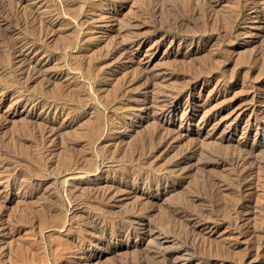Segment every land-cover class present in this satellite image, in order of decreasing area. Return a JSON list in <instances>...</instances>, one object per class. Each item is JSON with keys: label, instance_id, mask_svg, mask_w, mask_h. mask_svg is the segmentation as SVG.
I'll return each mask as SVG.
<instances>
[{"label": "rangeland", "instance_id": "rangeland-1", "mask_svg": "<svg viewBox=\"0 0 264 264\" xmlns=\"http://www.w3.org/2000/svg\"><path fill=\"white\" fill-rule=\"evenodd\" d=\"M252 1L0 0V264H264Z\"/></svg>", "mask_w": 264, "mask_h": 264}, {"label": "bare ground", "instance_id": "bare-ground-1", "mask_svg": "<svg viewBox=\"0 0 264 264\" xmlns=\"http://www.w3.org/2000/svg\"><path fill=\"white\" fill-rule=\"evenodd\" d=\"M252 1V0H251ZM261 1V0H260ZM259 4V1L258 0H253L252 2H251V6H250V4H249V9H251V10H253V12H255L256 13V19H258V22H261V23H263V25H259V26H257L258 28L259 27H262V28H264V7H262L261 5L259 6L258 5ZM263 5V4H262ZM264 6V5H263ZM261 13H263V14H261ZM33 20H34V16L33 15H28V16H26L25 18H23V22L24 23H27L28 25H33ZM38 32V31H37ZM40 32V31H39ZM15 46V48H16V57H13L14 58V63L15 64H17L16 65V71H17V76H19L20 78H24V77H30L31 76V72L32 71H36L37 69H38V63L37 62H35L36 64L34 65V64H32L33 62H32V60H31V58H29L28 57V55H29V53L28 52H31V50H30V48H28L29 49V51H28V49H25V47H23V46H19V45H14ZM112 48V47H111ZM126 50V48H125V46H123V45H116L115 47H113V49H112V52L110 53L111 55H113L114 54V56H115V54H118V53H122V52H124ZM110 56V55H109ZM15 59H17V61L15 60ZM145 102H147L146 100H145ZM51 104V103H50ZM49 104V107H48V109H51V110H54V111H56V112H63L64 111V108H62V107H60V106H58V105H55V104H52V105H50ZM146 104V103H145ZM48 132H46V133H43L42 135L43 136H48V135H46ZM197 150L196 149H192V153H195ZM100 161H102V158H101V160ZM240 161H242V160H240L238 157H234V158H232V162H234V163H237V162H240ZM67 162V161H66ZM64 163H65V161H64ZM102 164V162H99V166ZM97 170V169H96ZM65 182V181H64ZM108 184V183H107ZM111 186V185H110ZM135 190V189H134ZM103 195V198H107V199H110V198H112L113 197V194H112V192H105V194L103 193L102 194ZM71 206V205H70ZM68 207H69V205H68ZM68 209V208H67ZM120 231V233H125V235H128L129 233H130V231L129 230H124V229H122V230H119Z\"/></svg>", "mask_w": 264, "mask_h": 264}]
</instances>
